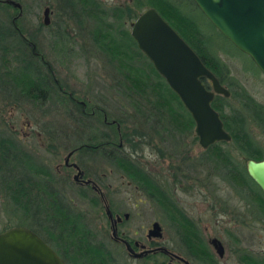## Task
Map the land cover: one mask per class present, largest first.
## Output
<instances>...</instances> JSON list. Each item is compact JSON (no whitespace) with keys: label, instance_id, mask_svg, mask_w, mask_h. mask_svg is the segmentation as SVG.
Returning a JSON list of instances; mask_svg holds the SVG:
<instances>
[{"label":"rangeland","instance_id":"obj_1","mask_svg":"<svg viewBox=\"0 0 264 264\" xmlns=\"http://www.w3.org/2000/svg\"><path fill=\"white\" fill-rule=\"evenodd\" d=\"M15 1L20 4V14L17 16L16 25L48 64L49 69L42 65L43 69L50 71L49 75L51 73L52 76H50L64 88L61 89L71 92L72 97L79 102H74L72 97L70 101L67 97L63 105L54 100L37 105L23 96L8 92L10 90L0 88V135L10 136L28 152L33 153L39 162H43L51 169V173L58 180L57 187L62 191L61 196H65L63 200L67 203L69 210L83 211L90 225L95 227L92 230L97 233V236L100 226L105 227L106 234H109L107 223L104 222L103 217H100L101 211L97 205L86 204L85 198L82 199L76 193L78 189L64 183L61 176L64 172L62 166L65 152L68 147L78 141L86 140L89 132L87 123H97L98 120V130H112L111 126L102 122L100 112L102 110L107 120L115 117L124 118L122 125L136 126L148 133L141 138L139 148L131 152L136 161L149 170L156 180H163L165 174L163 166L171 162L185 164L195 158V172L189 171V174L194 177L195 189L192 187L182 190L176 187L174 196L184 212L195 221L208 250L217 259L215 264H242L236 259V253L241 248L254 254L264 255V216L260 214L255 203L256 195L236 178L234 181H229L221 179L212 172V168L201 158L204 148L199 145L197 138L194 139L192 128L187 132L175 134L176 137L165 132L157 135L147 126V121L146 124L140 121V117L136 116L132 108L134 99L131 96L122 95L118 87L116 78H120L121 75L107 62L105 56L96 50L90 40L88 29L93 25L92 19L85 15H73L74 12H78L77 4L80 6V3L73 5L71 0ZM96 1L99 7L112 5L129 7L131 14L139 13L147 6L142 5L137 9L131 5V0ZM180 1L182 9L196 17L203 30L209 33L210 47L215 49L222 45L228 50L223 52L219 49L217 52L226 65V73L223 75L221 84L233 92L228 99L229 106L239 105L234 92L239 91L240 88L264 105V74L247 54L238 51L236 47L234 50L230 43L222 39L191 2ZM44 6H48L47 24L42 23ZM14 12L12 7L0 3V20H10ZM132 19L125 16L122 27L129 31V22ZM61 29L65 34L63 38L57 39L64 44V51H58L53 47L56 45L55 34ZM56 88L58 87H54ZM82 101L85 104L86 114L79 112V110L82 111L80 103ZM91 108L95 111L93 115L89 114ZM227 109L228 106H226ZM79 115H84L85 118L82 125L76 120ZM249 127L259 143H262V136L258 129L251 124ZM95 132L96 130H93L90 133ZM221 145L225 148L231 147L225 141ZM121 148L123 152L131 150L127 143ZM230 150L234 154V151ZM73 157L76 158V156ZM236 158H239L238 155ZM84 160L82 163L87 169H96L95 174L105 173V176L96 178L99 186L103 187L102 183L110 182V191L116 190L113 195L110 193L113 197L109 199L114 202L115 210L129 212L128 218L120 225V230L127 237L145 241V229L149 227L152 220L156 219L162 226L160 239H167L169 244L180 250L184 248L175 229L161 221L162 214L157 205L145 198L139 190H134L132 185L127 186L125 184L127 178L117 169L111 171V166L104 156H88ZM55 165L57 166L54 169ZM66 171L69 172V179H71L74 171L72 169ZM187 179L188 183L192 181L190 178ZM41 181L42 179L39 186L43 183ZM183 182H186V178ZM55 185L54 183L53 186ZM3 189L0 184V231L15 224L29 223V220L22 219L21 209L8 203L7 194ZM32 225L40 230L37 224ZM212 236L217 237L223 244L224 254L220 258L216 256L208 243V238ZM192 263L208 264L198 259Z\"/></svg>","mask_w":264,"mask_h":264},{"label":"trees","instance_id":"obj_2","mask_svg":"<svg viewBox=\"0 0 264 264\" xmlns=\"http://www.w3.org/2000/svg\"><path fill=\"white\" fill-rule=\"evenodd\" d=\"M71 1H73V5L80 3V6L77 4L78 12H74L73 15H85L92 19L93 25L88 29L90 40L96 50L102 53L107 62L115 67L121 75L120 78H116L118 87L121 89L122 95L131 96L134 99L132 108L136 116L140 117V121L145 124L148 122L147 126L157 135L160 132H165L172 137H176L178 133L191 130L193 121L189 113L162 76L153 68L148 58L137 48L129 31L122 27L125 16L134 18L138 13L131 14L129 7L121 5L99 7L96 0ZM188 1L199 10L192 0ZM0 3L12 7L15 11L14 15L17 13L16 7L9 3ZM180 4L182 5L180 0H131V5L137 9L142 5L154 7L191 46L202 62L217 76L218 80L222 82L223 75L226 73V65L217 50L222 49L223 52L228 50L222 45L215 49L211 48L209 33L205 32L197 18L185 12ZM14 15H11L8 21L0 20V88L10 90L8 92L23 96L26 100L37 105L52 100L57 101L58 104H65L66 98L70 99L72 93L62 90L64 88L60 83H57V80L56 86L58 88L54 89V92L48 91L46 80L50 79L49 72L43 69L44 62L38 60V57L33 54L32 49L35 51L36 49L31 45L32 42L27 40L21 33V29L16 25L17 17L13 18ZM201 15L205 17L202 13ZM206 21H208L207 18ZM210 25L222 39L230 43L211 23ZM63 34L65 33L62 29L55 34L54 41L56 45L53 47L58 51L65 50L64 44L57 39L63 38ZM231 46L236 50L232 44ZM46 68L49 69L47 66ZM201 81L206 87H209L208 80L201 77ZM228 91V96L214 94L211 105L217 110L223 128L229 133L230 137L225 143L231 145V147H223L221 145L223 141L213 142L202 150L201 158L212 168V172L221 179L234 181V178H236L238 182L245 184L248 190L256 195L255 203L260 214L264 216V195L248 176L244 166L246 159L258 160L264 154V105L251 97L243 88H240L239 91L234 92L239 105L229 106L228 99L233 92L230 89ZM226 106H228L227 110ZM85 110L86 108L82 111L79 110V112L86 114ZM78 117L76 119L77 123L82 125L83 119H85L84 115ZM112 119H114L113 123L107 124L111 126V131L98 130V123H87L86 126L89 132L86 140H80L76 144L82 142L111 144L119 141L121 145L127 143L131 149L129 152L116 155L107 151L104 146L98 152L107 161L118 166L125 175L135 179L134 183H136L138 189L148 200L157 205L162 214L161 221L165 222L164 206L166 196L162 184L137 161L136 163L132 162V159L136 158L131 151L139 148L142 142L141 138L148 133L143 132L136 126L122 125L125 121L124 118L115 117ZM115 123H118V128H116ZM250 124L258 129L262 136V143H259L252 134ZM93 130H96V132L94 134L90 133ZM16 144V141L10 136L0 135V184L2 159L3 164H6L9 170H12L11 167L19 169L23 163L29 169H32L35 174H39L40 177L51 174L42 165L33 164L26 157L25 152ZM230 149L234 151V154ZM236 155L239 158H236ZM16 180L15 176L13 178L9 177L7 180L8 203L21 208V210L23 208L24 213L30 212L31 207L28 205L27 199H22L25 187ZM62 181L67 184L65 179H62ZM55 184V187H57L58 180L56 179ZM39 187L41 191H45L46 195L51 196L52 191L45 189V184L42 183ZM88 191L90 192L89 189L84 187L78 190L80 195L92 200L93 196L88 194ZM61 193L62 191L57 187L52 193L55 196L51 199L40 195V215L43 219L37 220L39 221L37 227L40 230L36 228H33V230L67 264H109L107 260L109 252L105 250L101 237L99 236L96 239L97 233L84 222V217L79 211L69 210ZM168 202L167 217L182 242L184 247L182 252L186 255H195L198 260L211 262L213 260L211 259L212 255L201 236L200 230L194 223L195 221L180 206L173 204L170 199H168ZM23 212H21V217H23ZM105 238H108V236L106 235ZM236 259L242 264H264V255L254 254L243 248L237 251Z\"/></svg>","mask_w":264,"mask_h":264},{"label":"water","instance_id":"obj_3","mask_svg":"<svg viewBox=\"0 0 264 264\" xmlns=\"http://www.w3.org/2000/svg\"><path fill=\"white\" fill-rule=\"evenodd\" d=\"M17 8L15 0H0ZM207 20L238 50L249 56L264 74V0H192ZM48 6L42 9V23L48 22ZM129 34L137 48L148 58L176 94L194 123L197 142L202 148L217 141H227L229 133L223 128L217 110L211 105L214 94L228 96V89L202 62L191 46L152 6L142 9L130 21ZM209 82L206 87L201 81ZM70 151L63 161L66 163ZM76 167L75 163H71ZM245 170L264 195V155L258 160L245 161ZM80 175L79 169L73 178ZM88 182L89 179H83ZM107 216H111L105 207ZM113 223V221H111ZM160 225L153 220L147 235L159 236ZM114 235V228L111 227ZM126 248L130 250L126 241ZM210 243L217 255L223 254L221 241L212 236ZM0 264H66L64 259L35 231L13 225L0 231Z\"/></svg>","mask_w":264,"mask_h":264},{"label":"flooded vegetation","instance_id":"obj_4","mask_svg":"<svg viewBox=\"0 0 264 264\" xmlns=\"http://www.w3.org/2000/svg\"><path fill=\"white\" fill-rule=\"evenodd\" d=\"M31 45L34 47L33 43ZM32 51H33V54L35 56H37L40 61L44 62L43 58L41 57V55L37 51H35L34 49H32ZM43 64L48 67L47 63L44 62ZM50 75H51V73H50ZM46 83L48 85V91L53 92L54 87L57 84L56 79L54 77H51V79L46 80ZM73 100H74V102H79L74 98H73ZM80 103L82 104V109H84V107H85L84 102L82 101ZM100 112H101L102 122H104L105 124L113 123L114 119L107 120L105 113L102 110H100ZM89 114H91V115L95 114L94 108H91L89 110ZM87 116H89V115H87ZM89 117H91V116H89ZM97 123H98V120H97ZM115 125H116V128H118V123H115ZM192 134H193V137L195 139L194 123H193V127H192ZM166 138L167 137H165V139ZM16 145L21 150H23L25 152L26 157L29 160H31V162L33 164L42 165L44 168H46L48 170V172L51 173V169L48 168L47 166H45V164L43 162H41V161L39 162V159H37L33 153L28 152L26 149H24L18 143ZM103 146L106 147L107 151H110L116 155L119 153H125V152H123V150L121 148L122 145H121L120 141L117 143L112 142L111 144L110 143L94 144V143H87V142H82L80 144H74V145L68 147L66 152H65V155L68 151H70V154L67 157L66 163L63 161L62 167L64 168V172H63V174H61V176H62V179H65L67 181L68 185L74 186L78 190L81 187H84V188H87L90 190V192L88 191L87 193L90 194L91 196H93L92 200L86 199L84 196L80 195V193L77 191H76V193H78L82 199L85 198L84 201L86 204H89V205L96 204L98 209H100V211H101L100 217H103L104 222L107 223V227L109 228V234H106L105 227L100 226V232H98V236H96V239H97V237L99 238V236H100L101 241L105 245L104 246L105 250L109 252L107 254V260H108L109 264H152V263H154V264H193L192 262H194L196 259L195 255H186L185 253L182 252L183 249L180 250V249L174 247L172 244H169L167 239H165V240L160 239L162 237V226L158 220L157 221L160 225V228H159L160 235L159 236L147 235V230L151 226V223L153 221L152 220L150 222L149 227H147L145 229V232H144L145 241L141 240V239H137V238H129L120 230V225H121L123 220H126L128 218L129 212L126 210H124V211L115 210L114 205H113L114 202L112 200L109 201L110 197H113L112 195L116 191V190L110 191V187H111L110 182H106L105 184L102 183L103 187H101L97 184L96 178L105 176V173L102 172L101 175H97V174H95L96 169H94V168L87 169L86 166L82 163V161L84 159L86 160L88 156H93V157L100 156V157H102V155H100L98 150L103 149ZM81 148H83V149L80 150ZM73 156H76V158ZM4 157H5V155H4ZM161 157H162V155H161ZM3 162L4 161L2 159L1 160V169H2L1 170V188L3 187L4 188L3 191L6 193L7 180L9 177L13 178L14 176L17 179L16 181H19L25 187L24 193L22 195V199H27L28 205L31 207V210H30V212L28 211V212L24 213L22 211L23 210V208H22L21 211L23 212L22 218H25V219L29 220L30 222L24 223L26 225H24V224H20V225L26 226V227L33 230L34 227L32 224L36 225L39 223V221H37V220L43 219L40 215V211H41L40 210V208H41L40 207V195H42L43 197H46L48 199H51V197L55 196V194H52L53 191L55 190V186H53L55 183V176L53 175V173H51V174L44 175L43 177H40L39 174H35L32 169H29V167L25 166L23 163H22V167H19V169H17V167L16 168L11 167L12 170H9L6 166V164L4 165ZM72 162L76 164V167L71 164ZM107 162L111 166V171H116V169H117V170H119V172H121L127 178L125 180V184L127 186L132 185L131 187L134 190H139L136 183H134V180H135L134 178H131L128 175H125L122 172V170L118 166L114 165L113 163H110L109 161H107ZM132 162L136 163V159H132ZM138 164H140V163L138 162ZM56 166L57 165L54 166V169ZM163 168H164V172H165V174L163 175L164 178L162 181L161 180L159 181L162 184L161 186L163 187V189L165 191V196H166V202H165V206H164L165 222L164 221H162V222L165 225L168 224V225L172 226L171 225L172 223H169V219L167 217V215H168L167 210L169 208L168 199H170L173 204L179 206L178 202L176 201L177 198L174 196L175 195V188L179 187L182 190H187V189L193 187L195 189L194 177L192 176V174L191 175L189 174V171H191V173L195 172V158L191 159L189 163L186 162L185 164H182V163L181 164H173L171 162L170 164L163 166ZM68 169H72L74 171V173L77 171V169H79L80 175L76 178H73V174H72L71 179H69V172L66 171ZM54 171H56V170H54ZM149 173H150V171H149ZM86 178L89 179L88 182L83 181V179H86ZM185 178H186V182H183V180H185ZM187 178L192 179V181H190V183H188ZM40 179H42L43 184H45L44 188L49 190V191H52L51 196L49 194L46 195L44 193L45 191L40 190V187H39ZM47 181H48V183H47ZM139 192L142 194V192L140 190H139ZM110 193H112V195ZM143 196L145 197V195H143ZM106 206L109 209V212L111 215L110 217L107 216V214L105 213V207ZM19 209H21V208H19ZM71 209H73L72 205H71ZM79 212L82 213V215L84 217V222L89 227L94 229L95 227L91 226L88 223L89 219L87 218V216H85L83 211H79ZM154 220H156V219H154ZM111 221H113V223H111ZM111 227L114 228V235L111 234ZM106 235L108 236V238L104 239V237H106ZM210 238H208V243L213 248L216 256L218 258L222 257L224 254V247H223V254L221 256L217 255L214 247L210 243ZM123 241H126L128 243L130 250L126 248ZM222 246H223V244H222ZM119 247H120V249H119ZM120 250H121V252H120ZM122 250H123V255H122ZM210 253L212 255L211 259H213L211 261L212 263L211 262H205V261H202V262L208 263V264H215L217 262V259L213 255L212 252H210ZM65 263L67 264V262H65Z\"/></svg>","mask_w":264,"mask_h":264}]
</instances>
